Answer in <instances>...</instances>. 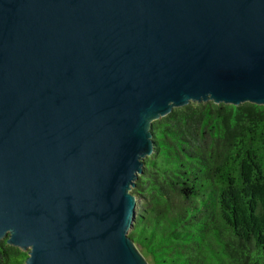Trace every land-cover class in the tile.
Wrapping results in <instances>:
<instances>
[{"label":"water","instance_id":"obj_1","mask_svg":"<svg viewBox=\"0 0 264 264\" xmlns=\"http://www.w3.org/2000/svg\"><path fill=\"white\" fill-rule=\"evenodd\" d=\"M264 106V0H0V240L25 264H148L128 237L151 127Z\"/></svg>","mask_w":264,"mask_h":264},{"label":"trees","instance_id":"obj_2","mask_svg":"<svg viewBox=\"0 0 264 264\" xmlns=\"http://www.w3.org/2000/svg\"><path fill=\"white\" fill-rule=\"evenodd\" d=\"M128 237L151 264H264V106L189 104L152 122ZM0 240V264L27 252Z\"/></svg>","mask_w":264,"mask_h":264},{"label":"rangeland","instance_id":"obj_3","mask_svg":"<svg viewBox=\"0 0 264 264\" xmlns=\"http://www.w3.org/2000/svg\"><path fill=\"white\" fill-rule=\"evenodd\" d=\"M190 104H198V103L191 102ZM174 109H177V108H174ZM152 122H153V121H152ZM145 260L148 262V264H151L150 261H149V259H146V258H145Z\"/></svg>","mask_w":264,"mask_h":264}]
</instances>
